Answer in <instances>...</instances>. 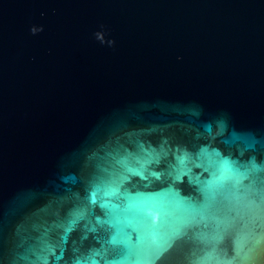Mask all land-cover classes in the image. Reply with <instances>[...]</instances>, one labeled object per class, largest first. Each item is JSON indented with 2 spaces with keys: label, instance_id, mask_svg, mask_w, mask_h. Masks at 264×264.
Listing matches in <instances>:
<instances>
[{
  "label": "water",
  "instance_id": "1",
  "mask_svg": "<svg viewBox=\"0 0 264 264\" xmlns=\"http://www.w3.org/2000/svg\"><path fill=\"white\" fill-rule=\"evenodd\" d=\"M0 264H264V0H0Z\"/></svg>",
  "mask_w": 264,
  "mask_h": 264
}]
</instances>
